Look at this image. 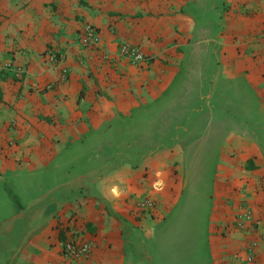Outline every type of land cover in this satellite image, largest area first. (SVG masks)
<instances>
[{"label": "crops", "instance_id": "obj_1", "mask_svg": "<svg viewBox=\"0 0 264 264\" xmlns=\"http://www.w3.org/2000/svg\"><path fill=\"white\" fill-rule=\"evenodd\" d=\"M261 234L264 0H0V264H264Z\"/></svg>", "mask_w": 264, "mask_h": 264}, {"label": "built area", "instance_id": "obj_2", "mask_svg": "<svg viewBox=\"0 0 264 264\" xmlns=\"http://www.w3.org/2000/svg\"><path fill=\"white\" fill-rule=\"evenodd\" d=\"M80 42L84 46H96L101 42L100 31L98 28L90 23L84 24L80 32ZM118 59H124L131 65H140L148 61V56L145 51L138 45H132L128 43H123L119 46L117 55ZM104 58L110 61H114L109 52L104 54ZM49 60L52 62H57L58 58L56 54L50 52ZM154 206V201L152 199H145L142 208L151 209ZM236 226L240 230H249L255 232L258 228L257 220L251 209L246 206H240L236 213ZM261 239H264V234L260 235ZM258 241H252L246 248L248 251L247 259L248 261H253L254 250L258 246ZM92 244L89 241H74L67 240L63 245V252L67 258L79 259L88 255L91 252Z\"/></svg>", "mask_w": 264, "mask_h": 264}, {"label": "rangeland", "instance_id": "obj_3", "mask_svg": "<svg viewBox=\"0 0 264 264\" xmlns=\"http://www.w3.org/2000/svg\"><path fill=\"white\" fill-rule=\"evenodd\" d=\"M175 249H177V250H174V252L176 251V254H177L176 258H181L182 259V257H183L182 253H183V251L185 249V242L183 241V238L180 239V243L177 242V245H176ZM179 254H180V256H179Z\"/></svg>", "mask_w": 264, "mask_h": 264}]
</instances>
